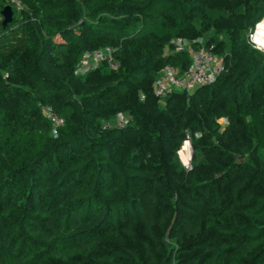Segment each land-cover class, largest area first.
<instances>
[{
  "label": "trees",
  "instance_id": "16d2710c",
  "mask_svg": "<svg viewBox=\"0 0 264 264\" xmlns=\"http://www.w3.org/2000/svg\"><path fill=\"white\" fill-rule=\"evenodd\" d=\"M205 1L18 0L20 9L10 8L9 22L0 24V264H264L258 181L240 180L224 199L206 184L200 224L189 225L198 207L188 204L196 179L175 157L184 130L211 141L193 152L194 166L222 171L216 156L225 161V148L237 147L228 141L234 135L249 134L256 154L264 153V54L245 41L262 21L264 0L227 9ZM5 4L0 0V10ZM231 16L244 26L237 36L247 56L242 68L238 54L229 55L227 70L210 84L170 92L151 116L160 68L181 71L189 63L185 51L172 52V39L187 37L192 20L211 25ZM104 47L117 68L101 63L104 84L94 68L84 78L95 82L78 85L72 70L80 55ZM34 101L62 118L55 135L44 117L32 119ZM120 112L130 121L108 126ZM156 115L170 131H158L164 125L154 124ZM218 119L226 121L221 131ZM256 175L264 183V163ZM174 193L178 200L167 202ZM170 217L167 239L189 235L174 262L159 245Z\"/></svg>",
  "mask_w": 264,
  "mask_h": 264
},
{
  "label": "rangeland",
  "instance_id": "374dc122",
  "mask_svg": "<svg viewBox=\"0 0 264 264\" xmlns=\"http://www.w3.org/2000/svg\"><path fill=\"white\" fill-rule=\"evenodd\" d=\"M237 1L238 0H206L205 3L208 5H216L224 9H227L233 6ZM241 20L242 19L240 17L231 16L227 19L216 20L211 25H205L203 24V22L192 20L191 28L189 30L188 36L181 37V38L177 37V38L172 39L171 41L172 45L187 47V46H190V44H195L196 46H203L205 50H209V52L212 54V56L215 59H219L220 61L223 62L222 63L223 70H227L225 68L226 66L225 60L228 58V56L229 55L233 56L234 54H238L237 59L239 61V65L237 66V68H239L241 67V64L245 60H247V56L242 49V45L237 39L239 29L244 28ZM260 20L264 21V14L261 15ZM253 28L256 34L257 26ZM251 33H253L252 28L249 34L248 32L247 34H245V41L253 49L264 54V49L254 46L253 40H251V37H250ZM89 53L90 52H83L82 54L89 55ZM48 66L49 65L47 64H41V67H43L42 68L43 70H46ZM101 66H103V64H101L100 62H91V61L84 62L83 64H80V65L75 64L72 70V76H74V79L76 80V83L78 85L80 86L86 85V87H89L91 86V84L95 82L94 80H96V78L86 80L84 78V74L87 71L92 70L94 68H101L100 70L99 69L97 70L98 74H103V76H99L98 83H100L102 82V79L106 77L105 76L106 70L103 69V67ZM105 82L106 80H104L102 84H104ZM150 94L155 102L154 111L151 114V116H154L157 110L161 108V106L164 104L163 99L165 98V96L169 95L170 93H166L164 96L159 97L153 94L152 88H151ZM44 104L45 103L34 101L32 103V106L30 107L31 117L37 123L38 121L43 120L44 113L41 111V108L44 107L43 106ZM71 110L75 112L76 109L72 108ZM146 112H148V109H146ZM128 121H130V117L126 113L120 112V113L113 114L107 120V124L108 126H114L117 122H120V125H121V124L127 123ZM73 124L75 125V123H72V125ZM154 124H156V126H158V124L164 125L163 127L158 128V131L161 134L171 130V127L167 123V121L159 115H156V117L154 118ZM225 124H226V121L224 119L216 120V130L221 131ZM183 132L185 133V139L183 140V142H181L182 144L180 143L181 146L180 148L178 147L179 150L175 151V157L178 160L179 164L182 166V168L185 171L192 173V175L196 179L195 194L194 196H192V198H194V201H191V200L188 201V204H190L191 202L193 204L198 203V207L196 210V219L193 223H189L191 227L198 228L200 224L201 214L203 212V208L206 206L205 205L206 202H204V199L209 194V192L204 189L205 188L204 186L206 184H211L213 186L214 193L216 195H219L223 199L226 197L227 195L226 191L230 188V186L231 185L234 186V184H236L240 180H248L249 182H252V183L258 181L257 189L259 190L264 189L263 181L258 179L256 175V173L259 171L260 166L264 163V153L262 152L261 149H258V153L256 154L254 141L249 134H245V135L241 134L238 136L234 135L229 138L228 140L229 144L236 145L237 147L233 150H229L225 148L226 158H224L225 161L223 163L216 156V166L221 165L223 169L222 171H218L217 169L216 171H214L213 169L209 168L207 165L201 164L199 166L198 165L194 166L192 162L193 152H195L197 149H202V146L203 148H206L207 146L211 145L210 144L211 141L208 135L207 134L201 135V133L199 132L192 133L186 130H184ZM185 142L187 143V147H186L187 150H185L184 152L186 157L183 158L180 154V150ZM213 144H216V151H217V149L220 148L218 146L219 143L214 142ZM144 145L145 143L141 145V148L144 149ZM128 148H130V146H128ZM163 156L165 159L172 160L171 154L169 155V154H166V152H164ZM205 171L208 173H206ZM177 186H178L177 182L172 183L173 188H176ZM176 200H178V194L174 193L173 196L169 197L167 202L173 203V202H176ZM174 212L177 214L178 208ZM180 212L181 214L183 213L181 209H180ZM188 219H191V218L189 217ZM173 221H174L173 217L172 218L170 217V219L166 221L162 237H159V245L162 241L163 246L165 247L166 250H168L169 259H171L172 262H174L175 260V258H172V257L174 256V252L176 248L185 244L188 241V236H189L188 234L181 232V233H175V235L184 236L183 239L181 238V242H178L176 240L177 237L167 239L169 235L173 234V232H171L169 229L170 225L173 224ZM194 224H197L196 227H194ZM124 225H119V226H124ZM211 239L220 240L221 237L217 235H211ZM193 246H196V244L188 247L189 250H191L190 248H192ZM193 252H196V250L192 251V253Z\"/></svg>",
  "mask_w": 264,
  "mask_h": 264
},
{
  "label": "built area",
  "instance_id": "2783aa9c",
  "mask_svg": "<svg viewBox=\"0 0 264 264\" xmlns=\"http://www.w3.org/2000/svg\"><path fill=\"white\" fill-rule=\"evenodd\" d=\"M6 4L13 7L16 11L19 9L17 0H5ZM174 51H185L189 57L188 65L181 71L170 65H164L157 73V76L151 83L152 92L156 96H164L170 92L191 93L195 88L201 85L210 84L214 78L223 71L222 61L215 59L209 50H205L203 46L192 48L190 46L181 47L173 45ZM100 62L104 63L106 68L114 70L118 63L111 56V50L104 47L100 50L90 51L89 55L82 54L76 64L80 65L84 62ZM141 99L142 96H139ZM45 119L50 126V134L55 135L57 128L62 125V118L56 115L49 107H42ZM117 122L114 126H119ZM104 126H107L104 123Z\"/></svg>",
  "mask_w": 264,
  "mask_h": 264
},
{
  "label": "clouds",
  "instance_id": "9594fccd",
  "mask_svg": "<svg viewBox=\"0 0 264 264\" xmlns=\"http://www.w3.org/2000/svg\"><path fill=\"white\" fill-rule=\"evenodd\" d=\"M254 46L264 49V21L257 25V32L253 37Z\"/></svg>",
  "mask_w": 264,
  "mask_h": 264
},
{
  "label": "water",
  "instance_id": "95a60500",
  "mask_svg": "<svg viewBox=\"0 0 264 264\" xmlns=\"http://www.w3.org/2000/svg\"><path fill=\"white\" fill-rule=\"evenodd\" d=\"M11 17V10L10 6L4 5L0 10V24L4 26L6 23L9 22Z\"/></svg>",
  "mask_w": 264,
  "mask_h": 264
},
{
  "label": "bare ground",
  "instance_id": "6f19581e",
  "mask_svg": "<svg viewBox=\"0 0 264 264\" xmlns=\"http://www.w3.org/2000/svg\"><path fill=\"white\" fill-rule=\"evenodd\" d=\"M254 29V28H253ZM252 29V32L253 33H251V40H253V37L255 36V31ZM187 143L185 142L184 143V145L182 146V148H181V150H180V154H181V156L183 157V158H185L186 156H185V154H184V152H185V150H187ZM188 152V151H187Z\"/></svg>",
  "mask_w": 264,
  "mask_h": 264
}]
</instances>
